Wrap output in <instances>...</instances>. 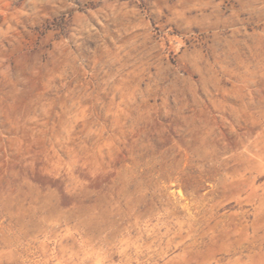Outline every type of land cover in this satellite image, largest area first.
Segmentation results:
<instances>
[{"label":"rangeland","instance_id":"374dc122","mask_svg":"<svg viewBox=\"0 0 264 264\" xmlns=\"http://www.w3.org/2000/svg\"><path fill=\"white\" fill-rule=\"evenodd\" d=\"M0 264H264V0H0Z\"/></svg>","mask_w":264,"mask_h":264}]
</instances>
